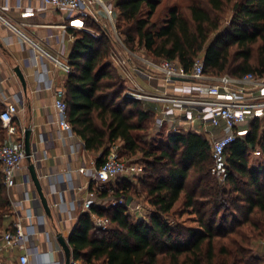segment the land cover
<instances>
[{
    "label": "trees",
    "instance_id": "obj_1",
    "mask_svg": "<svg viewBox=\"0 0 264 264\" xmlns=\"http://www.w3.org/2000/svg\"><path fill=\"white\" fill-rule=\"evenodd\" d=\"M162 1H116V26L126 48L154 60L175 61L185 72L201 58L204 73L213 77H264V0H191L188 5H165L154 19ZM87 25L99 32L98 26ZM76 33L64 86L72 132L86 151L101 153L96 169L116 142L121 158L140 155L136 161L142 173L123 177L109 197L140 198L150 211L145 220L133 219L128 206L81 214L68 241L72 260L260 264L249 244L264 235V119L252 120L248 133L225 150L227 177L220 185L211 174V146L205 136L164 128L149 133L155 114L123 97V80L107 61L111 38ZM3 137L0 122V144ZM257 151L262 162L252 164L249 158ZM90 213L107 218L111 228L97 230ZM11 217L0 165V234L11 228Z\"/></svg>",
    "mask_w": 264,
    "mask_h": 264
},
{
    "label": "built area",
    "instance_id": "obj_2",
    "mask_svg": "<svg viewBox=\"0 0 264 264\" xmlns=\"http://www.w3.org/2000/svg\"><path fill=\"white\" fill-rule=\"evenodd\" d=\"M40 4L43 10L64 14V23L61 25L63 31L88 33L94 39H98L100 34L104 33L111 38L112 46L107 61L119 72L123 80V97L131 101L161 106L157 111L160 116L155 121L156 130L162 129L169 121V117L178 116L177 123L173 121L169 125L171 132L191 130L204 133L211 146L213 159L211 174L220 185H224L227 177L225 150L237 138H242L248 133L252 120L264 116V77H256L252 74H247L241 79L229 76L213 77L204 73L201 58L194 61L189 72H185L175 61L154 60L142 51L133 52L126 48L119 36L112 4L105 3L104 0H40ZM0 20L30 47L35 59L45 58L65 75L71 73L68 58L51 55L39 43L8 24L1 16ZM87 22L98 26L99 33L92 32ZM47 72L45 68L44 73ZM138 77L145 78L147 82L161 79L166 85L174 87L171 92L151 91L140 86ZM53 106L58 114L60 130L72 136L65 92L62 88L55 90ZM17 111L15 104H8L0 112L2 128L11 137L7 143L0 144V165L3 184L7 189L16 185L17 172L26 160L23 133L20 137H15L16 129L12 125ZM175 112L179 114L176 115ZM118 150V145H111L103 165L91 172L93 184L86 191L81 202V213H89L95 208L100 194H113L116 191V184L123 177L142 173L141 164L125 163L119 156ZM253 155L259 157L260 153L257 151ZM65 178L69 179V175ZM28 181L30 180L25 177L24 183ZM49 196L52 197L50 207L61 206L62 196L60 195V202L56 201V191L52 187ZM127 200L125 197H119L112 200L107 208L127 206ZM22 201L32 203L33 208L27 210L24 217L12 211L16 218L11 228L0 234V264H11L4 254L13 251L19 254L18 264H29L31 257L38 260L41 254L33 244L34 238L43 232L45 238L49 240L48 233L43 230L45 216L37 213L39 202L36 195H28L25 192ZM91 221L99 231H107L111 228L107 218L91 215ZM55 253L62 257L57 264H62L64 261L62 249L59 248ZM71 264L76 262L71 260Z\"/></svg>",
    "mask_w": 264,
    "mask_h": 264
},
{
    "label": "crops",
    "instance_id": "obj_3",
    "mask_svg": "<svg viewBox=\"0 0 264 264\" xmlns=\"http://www.w3.org/2000/svg\"><path fill=\"white\" fill-rule=\"evenodd\" d=\"M40 6V0H0V16L8 24L39 43L51 55L68 58L78 33L61 29L65 19L63 13L43 10ZM16 68H19L23 75L25 90L14 72ZM45 68L47 73H44ZM67 76L54 68L47 59H35L30 47L0 20V112L8 104L17 106L18 111L12 122L16 129L15 137H20L22 133L24 136V130H31V144L36 148L32 162L43 192L50 200L49 191L52 187L56 191V201L60 202V195L62 196L61 206L51 207L50 218L40 206L37 207V213L45 216L43 230L48 233L49 240L45 238L43 232L34 238L33 244L41 257L38 260L31 257L29 264H57L62 260L61 255L55 253L61 248L56 235L60 234L67 239L83 214L80 205L86 191L93 184L91 172L96 169L95 161L101 156V153L86 151L80 138L74 133L68 136L58 126V114L53 106L54 92L60 88L64 90ZM138 83L145 89L157 92H171L174 87L166 85L161 79L147 82L145 78L138 77ZM142 106L155 114V121L159 118L157 111L161 106L151 103H142ZM168 120L163 127L166 132L170 131L169 125L173 121L177 123L178 116L169 117ZM153 128L155 131V123ZM198 134H203L207 139L204 133ZM10 139L11 137L4 131L1 144L7 143ZM114 144L120 146V142ZM255 158L259 159L260 156ZM261 162L262 160L258 163ZM28 166L29 163L25 160L17 172L16 185L7 189L13 213L17 212L22 217L26 215L27 210L33 208L32 203L22 201L25 192L28 195L34 193L32 183L30 181L24 183L25 177L29 179ZM66 175H69V179L65 178ZM114 199L109 195L106 198L99 197L95 208L108 209L107 205ZM127 206L134 213L136 220L146 219L149 210L145 211L140 200L130 199ZM141 210L145 213L142 214ZM91 215L95 214L90 213V220ZM15 218L16 215L11 217L12 223ZM18 255L17 251L4 254L11 264H18ZM74 262L81 264L78 261Z\"/></svg>",
    "mask_w": 264,
    "mask_h": 264
},
{
    "label": "water",
    "instance_id": "obj_4",
    "mask_svg": "<svg viewBox=\"0 0 264 264\" xmlns=\"http://www.w3.org/2000/svg\"><path fill=\"white\" fill-rule=\"evenodd\" d=\"M14 72L17 78L19 79V81L21 82L23 90H25V81H24L23 75L21 74L19 68H16ZM31 134H32L31 130H28V129L24 130V136H23L24 150H25V155H26V161L29 163L28 176H29L30 182L33 185V188H34L33 194L36 195L38 202H39V206L43 209L45 215L50 218L51 217V207H50L49 201L52 200V197H50V200H49L48 197L43 192L41 181L36 172L35 165L32 162V156L34 155V153H36V148L33 144H31ZM129 201L130 199L127 200V204L129 203ZM69 237L65 239L60 234L56 235V240L59 246L61 247L63 255H64V261L62 262V264H71V250L68 244Z\"/></svg>",
    "mask_w": 264,
    "mask_h": 264
},
{
    "label": "rangeland",
    "instance_id": "obj_5",
    "mask_svg": "<svg viewBox=\"0 0 264 264\" xmlns=\"http://www.w3.org/2000/svg\"><path fill=\"white\" fill-rule=\"evenodd\" d=\"M116 1L117 0H104L105 3L112 4L113 15L115 17V22H116V25H117V10H116V6H115ZM190 2H191V0H163L162 3L157 7V12H156V15L154 16V19L157 18L158 13L162 10V8L165 7V5H172V4L173 5H176V4H178V5H181V4L182 5H188ZM229 18H230V14L228 13L227 15H225L223 21L224 22L228 21ZM90 29H91L92 32H94L96 34L99 33L95 27H90ZM132 51L133 52H140V51H137V50H132ZM108 55H109V53H108ZM107 60H108V57H107ZM262 119H264V116L261 118V120ZM153 131L154 130H149V133L153 134ZM138 159H140V155H136L135 157H130V158H123V161L125 163H132V162H137L136 160H138ZM249 159H250V162L252 164H257L261 160V158L257 159V158H255L253 156H251ZM136 190H137V192H140L139 189H136ZM141 195H143V194H141ZM140 203L143 204L142 207L145 209V211H147V212H148V210L150 211V208L142 200H140ZM140 212L142 214L145 213L143 210H141ZM131 216H132L133 219H135L133 212H132ZM249 250H250L251 254L253 256H255L261 262L260 264H264V235H262L260 238H256L255 241L250 242Z\"/></svg>",
    "mask_w": 264,
    "mask_h": 264
}]
</instances>
